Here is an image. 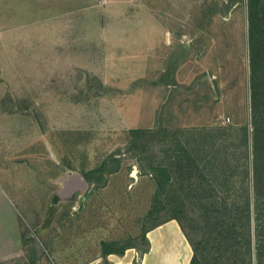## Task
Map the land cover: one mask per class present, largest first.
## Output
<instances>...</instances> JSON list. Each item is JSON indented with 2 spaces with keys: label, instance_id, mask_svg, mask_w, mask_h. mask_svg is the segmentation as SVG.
<instances>
[{
  "label": "rangeland",
  "instance_id": "obj_1",
  "mask_svg": "<svg viewBox=\"0 0 264 264\" xmlns=\"http://www.w3.org/2000/svg\"><path fill=\"white\" fill-rule=\"evenodd\" d=\"M250 70L248 0H0V264H86L140 235L156 184L129 131L251 124ZM111 156L94 190L83 173ZM170 232L157 262L184 256Z\"/></svg>",
  "mask_w": 264,
  "mask_h": 264
},
{
  "label": "trees",
  "instance_id": "obj_2",
  "mask_svg": "<svg viewBox=\"0 0 264 264\" xmlns=\"http://www.w3.org/2000/svg\"><path fill=\"white\" fill-rule=\"evenodd\" d=\"M248 8L251 124L130 130L127 152L144 163L141 174L156 191L141 234L102 242L104 258L130 249L148 254V233L176 221L192 247L191 264H264V0H248ZM220 12L210 9L209 16ZM120 168L111 156L83 176L98 190ZM166 213L168 219L147 227Z\"/></svg>",
  "mask_w": 264,
  "mask_h": 264
},
{
  "label": "crops",
  "instance_id": "obj_3",
  "mask_svg": "<svg viewBox=\"0 0 264 264\" xmlns=\"http://www.w3.org/2000/svg\"><path fill=\"white\" fill-rule=\"evenodd\" d=\"M168 16H170V15H168ZM154 17H155V22H154L153 26H154V29L156 31L165 32L164 34L167 36L168 32L175 30L172 26L169 25L171 22H169V20L167 18L164 19L163 15L161 16L160 14L156 13L154 15ZM170 21H172V20H170ZM170 41H171V38H170ZM169 44H170L169 40L167 38H165L164 42L159 46H161V47L162 46H168ZM182 45H184L187 48L186 43H182ZM77 186H79V187L75 188L74 191L71 189H67V188H65L66 190H64V188L62 190H60L61 196H63L64 200H68V199L72 198V196L76 195L79 192V191L76 192L77 189H83L81 181H78ZM85 186H86V184H85ZM69 192H71L70 196H69ZM169 228L172 231L170 233H172V234L176 233V234H173V236H175V239H177L179 237V239H177V241L183 245V249H184L183 251L185 253H184V256L181 259L180 263L178 260L176 261L173 259H168V257L162 258L163 253H161V252H160V255L158 257V260L162 263L157 262V258H156L157 245H158V243H160L162 241V239L163 240L168 239L167 231ZM14 229L16 231V236H17L19 234L17 221H16V224L14 226ZM2 234L3 233H0V249L4 246L3 245L4 240L8 238L7 236L4 237ZM12 238H13V236H12ZM123 238L124 237H119V239H114L113 241H119V240H122ZM147 238L150 242V252L148 254L140 256V253L136 249H130V250H127L123 256L110 255L107 258H104L101 255L99 259L92 261L90 263H86V264H163V262H165L166 260H168L170 264H191V261H192L193 256H194L193 250L190 247L186 237L183 235V233L180 229V226L176 221H170L169 223H166L165 225L149 232L147 235ZM8 243H9V241L6 240L5 244H8ZM169 256H171V255H169ZM169 258H171V257H169Z\"/></svg>",
  "mask_w": 264,
  "mask_h": 264
},
{
  "label": "water",
  "instance_id": "obj_4",
  "mask_svg": "<svg viewBox=\"0 0 264 264\" xmlns=\"http://www.w3.org/2000/svg\"><path fill=\"white\" fill-rule=\"evenodd\" d=\"M76 181V180H75ZM72 182V181H69L68 183H67V186H65V188L67 187V189H75L76 188V186H77V184H76V182ZM86 184V183H85Z\"/></svg>",
  "mask_w": 264,
  "mask_h": 264
},
{
  "label": "built area",
  "instance_id": "obj_5",
  "mask_svg": "<svg viewBox=\"0 0 264 264\" xmlns=\"http://www.w3.org/2000/svg\"><path fill=\"white\" fill-rule=\"evenodd\" d=\"M228 121H230V120H228Z\"/></svg>",
  "mask_w": 264,
  "mask_h": 264
}]
</instances>
